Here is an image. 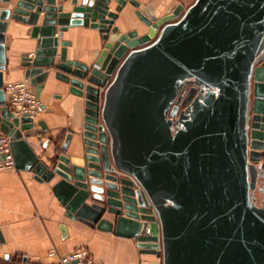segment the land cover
Here are the masks:
<instances>
[{
    "label": "water",
    "instance_id": "obj_1",
    "mask_svg": "<svg viewBox=\"0 0 264 264\" xmlns=\"http://www.w3.org/2000/svg\"><path fill=\"white\" fill-rule=\"evenodd\" d=\"M128 4L139 6L17 0L0 9V132L12 140L15 168L39 181L59 176L53 192L67 217L133 239L160 264H264V203L254 197L264 175V0H196L159 19L137 9L141 36L115 26ZM9 18L32 27L35 50L22 66L36 96L54 70L85 99V166L61 154L49 168L24 136L33 119L5 105ZM76 26L104 42L90 66L67 59L63 32ZM185 82L193 87L182 105L200 91L177 128L176 109L168 113Z\"/></svg>",
    "mask_w": 264,
    "mask_h": 264
},
{
    "label": "crops",
    "instance_id": "obj_2",
    "mask_svg": "<svg viewBox=\"0 0 264 264\" xmlns=\"http://www.w3.org/2000/svg\"><path fill=\"white\" fill-rule=\"evenodd\" d=\"M16 1L0 2V9L13 10ZM64 1L57 0V4ZM136 1L138 8L128 4L119 14L115 22L119 34L137 30L141 36L147 32V27L136 16L137 9L146 17L159 19L170 15L178 4L186 10L196 0ZM64 5L65 10L70 7L69 2ZM115 6L112 2L111 10ZM7 22L3 33L6 58L4 85L25 80L23 58L31 56L36 45V39L29 34L31 26L11 18ZM62 40L70 42L67 59L88 66L97 60L104 44L98 30L84 26L69 27L63 32ZM57 62L59 56H56ZM31 87L36 93V87ZM39 99L42 105L33 120L34 128L24 133L30 147L49 168L61 154L70 159L71 165L85 166L81 135L85 99L71 94L67 84L56 80L54 70L46 79ZM5 100L7 105L6 95ZM69 133L71 138L63 150ZM262 163L263 160L258 166ZM260 172L264 174L263 170ZM59 180L60 177L55 176L49 181H39L31 170L17 168L0 172V264H54L61 256L81 247L89 250L97 264H160L155 256L142 254L133 239L92 228L67 217L53 192V186ZM51 251L55 252L54 256H49Z\"/></svg>",
    "mask_w": 264,
    "mask_h": 264
},
{
    "label": "built area",
    "instance_id": "obj_3",
    "mask_svg": "<svg viewBox=\"0 0 264 264\" xmlns=\"http://www.w3.org/2000/svg\"><path fill=\"white\" fill-rule=\"evenodd\" d=\"M32 56V55H31ZM8 99V107L15 118L28 117L35 119L41 109V101L31 87L29 80L8 82L3 86ZM10 136L0 132V172L15 169V161L11 150ZM51 251L49 256H54ZM54 264H97L89 250L85 247L61 256Z\"/></svg>",
    "mask_w": 264,
    "mask_h": 264
},
{
    "label": "flooded vegetation",
    "instance_id": "obj_4",
    "mask_svg": "<svg viewBox=\"0 0 264 264\" xmlns=\"http://www.w3.org/2000/svg\"><path fill=\"white\" fill-rule=\"evenodd\" d=\"M192 87H193V84L192 83L185 82L180 87V89L178 91V94H177V98L175 99V101L173 102V104L171 106V109L169 110V113L168 114H170L173 109H176L175 116L172 118V121L175 123V127H177V128H182V125L178 122V119H179V117L182 114L184 115V114L187 113L188 107L190 106L191 102L195 99L196 95L200 91V88H197L196 92L192 96V99L188 103L182 105L184 98H186V96L188 95V93H189V91L191 90ZM178 98H179V101H177ZM261 187L263 189L262 192L264 194V184H262ZM262 202L264 203V198L261 200V202L258 205L261 206Z\"/></svg>",
    "mask_w": 264,
    "mask_h": 264
},
{
    "label": "rangeland",
    "instance_id": "obj_5",
    "mask_svg": "<svg viewBox=\"0 0 264 264\" xmlns=\"http://www.w3.org/2000/svg\"><path fill=\"white\" fill-rule=\"evenodd\" d=\"M261 166V169L264 171V160H263V163L260 165ZM259 166V167H260ZM260 179H261V181H262V183H261V181L259 182L258 181V184H257V189L258 190H256L255 191V193H254V197L256 198V204L258 205L260 202H261V200L264 198L263 196H264V194H263V189H262V187H261V185L264 183V175H261L260 176ZM261 184V185H260ZM261 199V200H260Z\"/></svg>",
    "mask_w": 264,
    "mask_h": 264
}]
</instances>
